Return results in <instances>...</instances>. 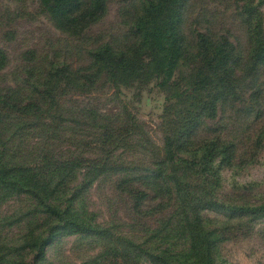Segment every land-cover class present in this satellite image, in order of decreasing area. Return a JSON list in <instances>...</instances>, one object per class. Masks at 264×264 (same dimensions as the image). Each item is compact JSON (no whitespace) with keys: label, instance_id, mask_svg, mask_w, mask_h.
Returning a JSON list of instances; mask_svg holds the SVG:
<instances>
[{"label":"rangeland","instance_id":"1","mask_svg":"<svg viewBox=\"0 0 264 264\" xmlns=\"http://www.w3.org/2000/svg\"><path fill=\"white\" fill-rule=\"evenodd\" d=\"M92 0H80L78 10L91 8ZM148 0H105L103 15L77 32L60 29L43 8L40 0H0V50L6 64L0 70V91L13 87L15 80L29 78L31 67H67L78 75L91 66L95 48L109 43L127 50L134 41L135 18ZM259 0H186L183 7L181 34L193 48L197 33L215 39L226 38L237 61L239 82L234 93L216 104L213 118H198L197 128L179 155L187 164L177 165L179 186L164 185L169 201L148 200L138 212L130 206L125 194L114 189L118 177L103 176L89 186L84 195L97 221L132 242L150 240L152 230L166 238L172 234L170 214L180 212L185 197L195 199L208 195L225 204H264V62L253 59L257 33L264 30V4ZM202 62L179 60L174 91L185 90L187 96L174 114L164 110L163 102L172 87L160 88L155 82L143 84L128 81L114 85L96 79L89 91L61 94V105L74 112L53 131L58 133L50 143L58 153L93 157L91 139L95 131L84 126L83 109L96 111L99 122L116 127L131 124L133 136L115 150L116 165L133 166L145 172L157 169L162 160L163 138L175 125H185L188 114L203 100L213 96L212 83L202 72ZM195 79L196 86L192 85ZM232 92V91H231ZM193 104V105H192ZM97 128L99 131L98 127ZM33 141L30 138L28 142ZM89 141V142H88ZM201 147V148H200ZM226 150L214 159L215 177H203L192 169L204 152ZM98 153V150L94 152ZM169 170V166L166 165ZM139 174V173H138ZM144 174V173H142ZM148 213L145 214L146 211ZM27 211L26 198L11 197L0 204V236L6 242L20 244L24 230L20 222ZM200 215L211 229L223 237L218 243L219 255L231 264H264V217L231 215L219 210H201ZM24 219V218H23ZM100 241L76 236L62 237L48 248L53 264H80L104 250ZM105 264V260H102Z\"/></svg>","mask_w":264,"mask_h":264},{"label":"trees","instance_id":"2","mask_svg":"<svg viewBox=\"0 0 264 264\" xmlns=\"http://www.w3.org/2000/svg\"><path fill=\"white\" fill-rule=\"evenodd\" d=\"M43 8L64 31L77 32L87 23L98 20L104 13L105 0H92L91 8L78 10L80 0H40ZM186 0H148L135 18L134 41L127 50L116 49L109 43L99 45L91 54V66L78 75L67 67H31L27 80L18 81L5 92L0 91V204L11 197L26 198L27 211L20 222L24 230L20 244L6 242L0 236V264H53L47 251L62 237L76 236L100 241L104 250L80 264H231L219 255L218 243L223 237L211 229L201 210L225 211L240 217H264V204H225L208 195L185 197L180 212L170 214L172 234L163 238L156 228L150 240L132 242L104 227L83 196L86 189L103 176L118 177L114 189L131 201L130 208L138 212L148 200L169 201L164 185L179 186L181 178L175 174L178 166L187 164L179 155L197 128L198 118H213L216 104L233 94L239 79L233 51L226 38L215 39L197 33L193 48L181 34L183 7ZM264 4V0H259ZM253 59L264 62V30L257 33ZM202 62V72L213 81V96L203 100L188 114L185 125H175L163 138L162 160L157 169L145 172L133 166L116 165L115 150L133 136L134 124L116 127L99 122L96 111L83 109L84 126L93 128L91 145L93 157L58 153L50 143L58 133L55 122L61 124L74 114L61 105V94L70 91H89L96 79L119 85L138 81L155 82L169 90L163 102L164 110L174 114L188 95L185 90L174 91L179 60ZM6 56L0 50V70ZM237 75V76H236ZM196 86L195 79L191 83ZM232 91V92H231ZM193 105V104H192ZM176 113V112H175ZM87 126V127H88ZM101 129L99 131L97 128ZM30 138L33 141L28 142ZM89 142V141H88ZM201 148V147H200ZM98 150V153H94ZM204 152L192 161V169L201 176L215 177L214 161L226 150ZM169 166V170L166 167ZM178 165V166H177ZM139 173V174H138ZM144 173V174H142ZM148 211L145 212L148 213ZM24 218V219H23Z\"/></svg>","mask_w":264,"mask_h":264}]
</instances>
